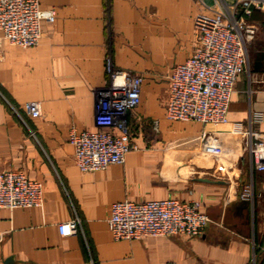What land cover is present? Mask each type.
I'll list each match as a JSON object with an SVG mask.
<instances>
[{"label":"crops","instance_id":"0c3cea01","mask_svg":"<svg viewBox=\"0 0 264 264\" xmlns=\"http://www.w3.org/2000/svg\"><path fill=\"white\" fill-rule=\"evenodd\" d=\"M54 8L39 44L0 46V172L23 171L44 187L42 206L0 208V264H264V171L251 169L243 128L264 136V48L232 93L228 124L166 116L168 75L196 46L193 18L212 0H40ZM249 19L264 30V9ZM107 57L144 76L141 102L130 113L132 141L124 163L82 171L68 140L72 126L93 130L98 92L108 83ZM28 100L42 113L31 117ZM158 120V129L153 121ZM203 130L224 141L218 156L203 154ZM175 169L168 154L174 142ZM214 164L205 166L208 160ZM253 183L252 200L241 197ZM177 197L198 200L211 218L201 236L146 235L115 240L111 204ZM77 218L75 234L59 225Z\"/></svg>","mask_w":264,"mask_h":264},{"label":"built area","instance_id":"2783aa9c","mask_svg":"<svg viewBox=\"0 0 264 264\" xmlns=\"http://www.w3.org/2000/svg\"><path fill=\"white\" fill-rule=\"evenodd\" d=\"M208 11L194 15L196 46L190 56L177 63L168 75L169 96L166 116L172 120H194L203 124L230 123L229 104L239 75L249 64L247 43L259 26L249 17L254 8L264 9V0H212ZM54 8H43L40 0H0V46L2 41L23 48L40 43L43 20L53 21ZM108 83L98 92L95 108L96 129L72 126L68 140L74 146L75 159L82 171H94L112 163L122 164L127 153L138 148L132 141L130 113L141 102L144 76L140 72L118 68L107 57ZM31 117H39V100L24 104ZM253 118L243 128L234 124L229 131H244V146L251 169L264 171V136L253 129ZM158 129V120L153 121ZM203 154L214 157L224 151L221 136L203 130L200 136ZM241 197L252 200L254 188L247 182ZM44 187L20 170L0 172V208L42 206ZM211 218L198 200L177 197L133 201L122 199L111 204L108 227L115 240L139 239L146 235L201 236ZM77 218L59 225L63 234H75ZM256 255L253 256V264ZM164 264H177L173 261Z\"/></svg>","mask_w":264,"mask_h":264},{"label":"water","instance_id":"95a60500","mask_svg":"<svg viewBox=\"0 0 264 264\" xmlns=\"http://www.w3.org/2000/svg\"><path fill=\"white\" fill-rule=\"evenodd\" d=\"M184 145H187V142H183V141H177V142H174L172 145H171V152L168 154V161H169V167L170 169L173 168L175 169V173L177 168H178V165H176V163L174 162V154L176 152V148L178 147H181V146H184ZM214 164V160L213 159H210L207 161V163L205 164V166H211Z\"/></svg>","mask_w":264,"mask_h":264},{"label":"rangeland","instance_id":"374dc122","mask_svg":"<svg viewBox=\"0 0 264 264\" xmlns=\"http://www.w3.org/2000/svg\"><path fill=\"white\" fill-rule=\"evenodd\" d=\"M260 44V46H262L264 48V30L261 31L260 28H259V31L257 32L256 36L250 40L248 43H247V51H248V57H249V64H248V67L251 63V52L253 51V48H254V44ZM257 254H256V259L257 260Z\"/></svg>","mask_w":264,"mask_h":264}]
</instances>
